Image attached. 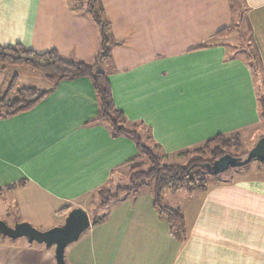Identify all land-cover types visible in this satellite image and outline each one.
<instances>
[{
    "label": "crops",
    "instance_id": "1",
    "mask_svg": "<svg viewBox=\"0 0 264 264\" xmlns=\"http://www.w3.org/2000/svg\"><path fill=\"white\" fill-rule=\"evenodd\" d=\"M242 6L246 49L257 56L259 77L242 50L230 53L231 33L210 42L235 25L233 0H95L109 22L112 45L99 68L108 74L114 102L166 157L219 134L253 129L254 138L264 136V0H242ZM18 43L94 63L103 41L88 0H0V45ZM9 66L0 64V97L14 76L11 97L32 87L20 83V73L6 76ZM99 113L93 82L82 76L60 81L33 108L0 118V202L16 203L13 226L28 221L46 230L62 225L76 207L100 217L67 246V264H264L259 161L247 173L212 180L206 190L184 189L185 204L178 200L185 192H174L164 204L182 213L184 231L155 208L145 182L90 208L99 189L130 184L122 171L141 159L136 141L114 136ZM0 264H56L55 247L0 236Z\"/></svg>",
    "mask_w": 264,
    "mask_h": 264
},
{
    "label": "trees",
    "instance_id": "2",
    "mask_svg": "<svg viewBox=\"0 0 264 264\" xmlns=\"http://www.w3.org/2000/svg\"><path fill=\"white\" fill-rule=\"evenodd\" d=\"M88 4L94 19L101 26L102 31V51L97 54L94 63L68 61L55 49L38 52L18 43L7 46L0 45V64L24 66L39 71L50 83L52 88L64 79H73L82 76L89 77L93 82L99 99L100 113L97 120L108 121L114 136H131L138 145V157H145L149 163L146 165V162H140L133 166L129 178V186L118 187L115 193L111 192L108 187L99 189L96 192V196L100 199L98 208L104 207L111 199L117 198L122 192L136 191L142 182L147 179H153L155 208L168 219L171 225L178 226L179 229L184 231L185 219L182 213L163 203L162 197L164 189L171 188L175 191L185 189L190 193L196 190H206L208 188V179L204 175L201 176L202 173L207 174L216 183H219L222 174H210L207 168L204 167V163L213 162L218 157L226 153H231L230 149L237 146L240 142L238 140L236 141L235 138L233 139L227 135L219 134L207 140L204 146L195 152L198 156L191 159L186 165L165 162L161 148L157 144H146L142 132L139 131L138 124H131L123 111L114 102L108 74L99 68V62L109 56V46L112 45L108 33L109 22L104 19L101 11L95 7V0H88ZM240 17L244 19L243 12H241ZM231 31H233V27L219 31L215 35L214 40L210 42H214L216 41L215 39L230 34ZM204 46L206 45L202 44L199 47ZM247 60L254 74L259 77L260 67L257 56L247 51ZM16 79V76H14L9 85L8 92L0 97V118L11 117L33 108L48 93L39 91L33 87H25L18 89L15 96L11 97L10 93L15 88ZM259 96L261 111L264 116L263 88L259 89ZM236 137H238V134ZM247 153L248 151L238 156H245ZM182 154L189 155L187 151ZM207 156H210V159H207ZM261 163L264 164V162ZM100 220V217L94 216L91 222L95 224ZM0 236L5 237L1 233Z\"/></svg>",
    "mask_w": 264,
    "mask_h": 264
},
{
    "label": "rangeland",
    "instance_id": "3",
    "mask_svg": "<svg viewBox=\"0 0 264 264\" xmlns=\"http://www.w3.org/2000/svg\"><path fill=\"white\" fill-rule=\"evenodd\" d=\"M234 1V4L236 5L235 7V12H236V23L235 25L233 26V31H231V36L230 38L227 40L230 45H229V50H230V53H234V52H241V50L246 54V57H247V49H246V46L247 44L249 45V30H248V26L246 25V22H244L243 18H238V15H241V12L244 11V6L240 5L242 4L241 0H233ZM241 21V22H240ZM254 54V53H252ZM8 70L6 72H4V74L7 76L9 75L10 73L11 74H15V73H20L21 75V80H20V83L21 84H25V85H31L32 87H36L39 91H43L45 89H48V81L44 78L43 74L40 73L39 71H35L31 68H28V67H24V66H9L7 67ZM50 88V87H49ZM264 128V126H263ZM254 131L253 129H247L245 131H242L240 133H237L238 134V137L237 134H231V135H227L228 137L230 138H235L236 141L238 140V145L231 148L230 149V152L235 155V156H238L240 154H244L246 151H249L255 144L254 141H256V139H259V138H256L258 136H255L254 138ZM263 134H264V129H263ZM238 138V139H237ZM255 139V140H254ZM204 146V144H202L201 146L195 148V149H192V150H189L187 151L189 153V155H184V154H176L170 158H173V159H176V160H168L170 159L169 156L166 157V155L163 154V158H167L165 159L164 161H174L175 163H179V164H182V165H186L191 159L195 158L198 156L197 153H195L199 148H202ZM207 159H210V156H207L206 157ZM257 161L258 160H253L251 163L243 166V167H238V168H230L229 171H226L224 173H221V177L223 176H234L233 174H235V176L237 174H240V173H247L249 172L251 167L252 169H254V165L257 164ZM140 162H146L145 164L148 165V161L146 160L145 157H141V159L139 160H136L134 163L130 164L128 167H126L122 172L123 174V179H126V178H130L131 176V169L133 168V166L137 163H140ZM248 170V171H247ZM259 169H255L254 171H252L251 173H256ZM259 172V171H258ZM257 172V173H258ZM206 176L207 177V181L208 183H210L213 178L212 177H209L207 174L205 173H202L201 176ZM145 183L142 184L143 186V191L146 192L148 189L150 188H154V180L153 179H147L144 181ZM119 186L118 187H124V186H129L130 184H128V181H122V182H119L118 183ZM118 187L115 185H111V187L109 186L108 189L115 193L118 189ZM171 192V193H170ZM174 192H178V191H173V189L171 190L166 188L164 189V192H163V203H169L171 201V199L173 198V193ZM180 192H185L184 195L182 193H180V197L178 198V200H183V203L185 204V199H188L189 195H187L188 193L182 189V191L180 190ZM170 195H169V194ZM179 194V193H177ZM3 202V203H2ZM100 202V199L94 195V199H91V205H90V208H93V207H97L98 203ZM0 203H2V205H0V219L2 220H5L6 222L9 223V225L13 226V218L12 217H16V203H12L11 202V199H8L7 201H1ZM2 212H7V213H10L12 216H2ZM92 215V218L94 217L93 214Z\"/></svg>",
    "mask_w": 264,
    "mask_h": 264
},
{
    "label": "water",
    "instance_id": "4",
    "mask_svg": "<svg viewBox=\"0 0 264 264\" xmlns=\"http://www.w3.org/2000/svg\"><path fill=\"white\" fill-rule=\"evenodd\" d=\"M52 87L43 90L48 92ZM264 162V136L260 137L245 156H235L226 153L213 162L204 163V167L210 174H221L230 168L243 167L253 160ZM90 215L81 207L69 211L62 225L41 230L28 221H21L9 225L0 219V233L11 239L26 237L29 242L44 243L47 247H55L56 264H67L65 250L69 244L80 238L82 233L91 225Z\"/></svg>",
    "mask_w": 264,
    "mask_h": 264
}]
</instances>
